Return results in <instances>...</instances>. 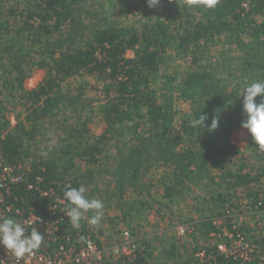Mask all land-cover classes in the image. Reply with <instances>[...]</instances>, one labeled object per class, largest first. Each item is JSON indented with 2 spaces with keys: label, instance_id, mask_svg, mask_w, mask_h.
I'll use <instances>...</instances> for the list:
<instances>
[{
  "label": "trees",
  "instance_id": "obj_1",
  "mask_svg": "<svg viewBox=\"0 0 264 264\" xmlns=\"http://www.w3.org/2000/svg\"><path fill=\"white\" fill-rule=\"evenodd\" d=\"M5 1L0 0V72L7 75L4 87L14 91L17 86L25 91L27 96L22 99L28 114L25 122L10 131V122L0 119V134H5L2 153L12 163L32 157V181L42 177L45 185L55 186L63 195L66 185L87 188L108 172L119 199L117 208L131 228L134 206L124 203L123 196L130 186L140 189L152 168L162 165L171 170L168 175L173 187H167L169 196L183 194L176 186L182 185L184 190L202 182L207 190H218L209 202L214 206L211 215L192 225L203 235L218 232L214 216L224 215L231 196L221 192L224 188L231 191L245 186L247 197L254 199L253 206L264 202V168L254 177L240 171H226L218 181L209 176V166L225 168V147L245 119V85L264 81V0H217L211 8L203 6L201 0L191 6H186V0H164L168 15L150 18L141 27L113 21L119 5L127 0H35L24 9L19 4L11 7L8 14L2 8ZM133 1L147 4V0ZM12 19L22 23L17 39L3 42L11 34ZM25 32L30 39L21 42L19 38ZM222 41L236 47L238 54L215 59L211 48ZM169 50L180 58H190L191 69L159 75ZM129 52L134 53L133 58L127 57ZM36 70L46 72L43 81L25 90L24 81ZM74 78L95 79L92 90L101 84L103 97L87 100L83 91L71 94L73 91L65 86ZM86 84L90 86L88 81ZM179 99L189 102L193 111V119L182 124L184 137L174 128ZM67 112L77 123L70 124L68 119L61 123L66 137L59 152L47 158L36 155L39 124L49 121L54 125ZM215 112L220 115V124L210 132L208 126ZM205 114L209 119L201 128L193 127L191 122ZM96 115L102 117L107 128L93 139L90 124ZM109 134L120 144L111 165L103 164L101 159ZM204 135L207 139L199 148L180 149L185 139L200 142ZM77 161L88 168L78 170L79 175L73 177L71 171ZM13 189L19 198L30 201L37 213L46 215L45 200L35 197L25 185ZM81 226L86 232L82 220ZM229 228L232 231V226ZM260 245L264 250V238ZM151 257L152 252L146 248L130 264H169L152 263ZM204 264H259V260L242 263L220 255L214 247L212 258Z\"/></svg>",
  "mask_w": 264,
  "mask_h": 264
},
{
  "label": "rangeland",
  "instance_id": "obj_2",
  "mask_svg": "<svg viewBox=\"0 0 264 264\" xmlns=\"http://www.w3.org/2000/svg\"><path fill=\"white\" fill-rule=\"evenodd\" d=\"M35 0H7L3 2V10L8 14L11 7L20 5L21 9H24L29 4L33 5ZM164 0H160V4L155 8H149L147 4L142 2H136L133 0H127L125 4L119 5L118 10L113 15V21L119 25L129 26L134 25L141 27L144 23L149 22V19L157 18L162 16L165 18L168 14L163 6ZM12 19L11 22V34L5 37V41L13 42L12 40L17 39V32L22 23ZM19 38L21 42L24 39H30V35L25 32ZM15 42V41H14ZM26 42V41H25ZM28 43V42H26ZM30 44V43H29ZM211 54L215 59L222 56H235L238 54L236 47L228 46L224 41L219 43L217 46L211 48ZM128 58H133L134 53L129 52ZM164 63L160 67L159 75H174L176 71L183 73L191 69L190 58H180L176 55L175 51L169 50L164 55ZM46 72L43 70H36L32 76L24 81L23 88L25 90H31L41 83L45 77ZM7 75L0 72V119L1 122L8 120L10 122L7 127V131L15 128L20 122H25L27 116V110L23 106L27 96L25 91L16 86V90L11 91L9 87H4V81ZM87 81L90 83L88 86ZM96 80L89 78L88 80L81 78H74L68 81L65 86L66 89L72 90L71 94L77 95L78 93L84 92V98L87 100H98L103 97L102 85L98 84V88L92 90V87L96 84ZM72 109H69V111ZM177 110V122L175 124L176 133L184 137L182 132V124L186 120L193 119V111L191 104L185 100L179 99L176 103ZM68 111V110H67ZM59 117L58 123L51 125V123H41L40 131L37 133V139L39 144L36 146V155H41L42 152H46V156L41 158L51 157L53 153L59 152V147L62 145V140L66 137L63 125L61 123L68 119L70 124L77 123L71 112H67ZM60 123V124H59ZM28 128L31 127L30 123L26 122ZM66 125V124H65ZM107 126L103 121L102 117L96 115L93 117L90 124V133L93 139L104 134ZM107 145L101 156L103 164H113L115 158L118 156V150L120 144L114 139L112 134L107 135ZM113 138V139H112ZM206 138L204 135L203 140L195 141V143L184 141L180 149L191 148L195 150L199 148ZM240 141V142H239ZM251 138L247 131L240 128L235 130L229 139V146L225 147L228 151L225 168L221 169L218 167L209 166L211 177H222L226 171H234L237 168L236 163H240L241 158L248 160L250 164L253 163L254 159L251 155L259 153L260 156H264V152L258 150L255 145H251ZM201 143V144H200ZM233 143V144H232ZM238 146H235L237 145ZM238 147V149L234 147ZM48 147V149H47ZM247 156V157H246ZM33 158L30 157L26 160L28 164H31ZM77 166L71 171V175L74 172L75 176L79 175V171H85L88 167L81 161H77ZM171 171L169 168L157 165L143 178L141 184L142 187H128L127 191L123 196V202L131 203L133 207L131 225L128 227L135 233L137 240L141 242L144 249L149 248L152 252L150 261L152 263L168 262L172 264L174 262H180L184 264L188 260H193L192 264H201L197 259V253L201 251L204 243L210 239V235H203V232L194 226L195 223H199L205 217H209L213 209V204H210L213 195L217 196V189L210 187V190L206 189L202 182L200 186H190L182 189V185L176 186V195L169 196L167 187H173V183L169 179L170 175L168 172ZM207 180V179H206ZM206 184V183H205ZM146 188L142 190L144 186ZM114 184L111 183V177L108 172L102 173V176L98 177L95 184L88 186L86 196L91 198L100 199L104 203V217L101 223L97 226H91L87 220L91 213L86 214L85 218L82 219L83 225L92 235L103 238L110 245L116 243L119 237V231L123 227H127L125 224L124 216L121 211L117 208L119 199L114 195L113 192ZM186 187V186H185ZM226 187V186H225ZM182 189V190H181ZM217 190V191H215ZM224 194H230L228 203L226 204L225 211L234 210L236 221L239 227H254L257 222V217L253 215L241 213V207L239 204V196L234 193L233 190L224 188L221 191ZM250 203L253 199H247ZM232 206V208H231ZM215 217V219L224 218L227 214ZM257 219V220H256ZM227 219L225 218L224 221ZM259 221L264 224V216H260ZM192 227L189 230L190 234L181 236L180 227ZM249 229V228H248ZM245 232V231H244ZM247 235L249 231L245 232ZM253 238V237H252ZM210 249V255L214 252V246L212 244ZM261 248H263L261 246ZM195 252V253H194ZM264 255V250H263Z\"/></svg>",
  "mask_w": 264,
  "mask_h": 264
},
{
  "label": "built area",
  "instance_id": "obj_3",
  "mask_svg": "<svg viewBox=\"0 0 264 264\" xmlns=\"http://www.w3.org/2000/svg\"><path fill=\"white\" fill-rule=\"evenodd\" d=\"M4 135L0 134V218L15 219L28 233L35 227L45 239L34 254L26 255L19 261L0 246V264H130L145 250L128 227L120 229L117 242L110 245L105 239L92 235L88 230L84 232L82 226L79 229L73 228L64 213L67 202L58 189L45 185L42 177H36L32 181L29 176L31 164L26 161L12 163L4 156ZM17 185H25L35 197L47 202L46 215L37 213L36 207L30 201L15 194L13 188ZM239 196L241 213L253 215L264 212L262 200L253 206L247 200L245 190ZM233 211L229 209L224 218L214 220L218 232H212L210 239L197 253L201 264L212 258L208 253L212 244L226 258L240 260L242 263L259 260V264H264L263 248L260 245V239L264 238V224L256 222L254 228L257 238H252L240 229ZM191 226L180 227V235L190 234ZM229 226H232V231Z\"/></svg>",
  "mask_w": 264,
  "mask_h": 264
},
{
  "label": "clouds",
  "instance_id": "obj_4",
  "mask_svg": "<svg viewBox=\"0 0 264 264\" xmlns=\"http://www.w3.org/2000/svg\"><path fill=\"white\" fill-rule=\"evenodd\" d=\"M196 0H186V6H191ZM203 6L213 7L217 0H201ZM160 4V0H147L149 8H155ZM261 99L257 103V98ZM242 112L245 119L241 122V128L246 130L251 137L253 144L259 151L264 152V81H254L246 84L242 95ZM208 115H199L198 119L193 120L192 126L201 128V125L208 120ZM220 124V115L215 114L211 117V123L208 131H215ZM46 156V152L41 153ZM87 189L81 185L78 188L71 185L65 186L63 198L67 202L64 211L70 225L79 229L81 220L86 214L91 213L88 217V224L97 226L104 217V203L100 199L86 196ZM45 237L35 227H32L28 233L26 228L13 218H0V246L17 259L21 260L26 255H32L37 251Z\"/></svg>",
  "mask_w": 264,
  "mask_h": 264
},
{
  "label": "crops",
  "instance_id": "obj_5",
  "mask_svg": "<svg viewBox=\"0 0 264 264\" xmlns=\"http://www.w3.org/2000/svg\"><path fill=\"white\" fill-rule=\"evenodd\" d=\"M240 142V141H239ZM233 144V143H232ZM235 146H238L235 145ZM234 147V146H233ZM239 147V146H238ZM238 147H234L236 149H238ZM247 157V156H246ZM251 158L254 159L253 163L250 164L248 162V160H245L243 158H241V160L239 161L240 163H236L237 168H234L235 170L233 172H242V174H250L251 176H255L256 174H258V171H260L261 168H264V159L262 160L261 156H259V153H254L253 155H251ZM220 178V177H219ZM219 178H215L216 181L219 180ZM243 190L246 191L247 193V188H245V186H242L240 188H237L236 190L233 189L234 193H236L237 196H239ZM240 197V196H239ZM254 201V199H253ZM253 203V202H251ZM257 205V204H256ZM255 215V216H254ZM254 218L257 217V221H259L260 216H264V212H259V213H254L253 214ZM235 220L237 219L236 217L234 218ZM237 222V221H236ZM238 224V223H237ZM256 224V223H255ZM254 224V226H255ZM249 228V229H248ZM241 229L245 232L249 231L250 233L248 234L249 236L253 237V238H257V234H256V230L254 227H242L241 225Z\"/></svg>",
  "mask_w": 264,
  "mask_h": 264
}]
</instances>
